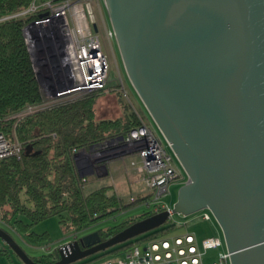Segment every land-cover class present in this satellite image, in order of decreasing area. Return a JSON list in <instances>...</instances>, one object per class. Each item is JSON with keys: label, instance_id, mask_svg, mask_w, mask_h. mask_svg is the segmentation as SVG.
<instances>
[{"label": "water", "instance_id": "water-1", "mask_svg": "<svg viewBox=\"0 0 264 264\" xmlns=\"http://www.w3.org/2000/svg\"><path fill=\"white\" fill-rule=\"evenodd\" d=\"M131 85L187 175L173 214L209 210L230 264H264V0H104ZM98 33V25H93ZM26 28L47 86L46 45ZM67 63L65 43L59 42ZM83 152H87L83 150ZM81 178L107 172L83 169ZM168 211L103 241L93 232L59 250L52 264H78L164 227ZM23 264L36 262L0 228Z\"/></svg>", "mask_w": 264, "mask_h": 264}, {"label": "trees", "instance_id": "trees-1", "mask_svg": "<svg viewBox=\"0 0 264 264\" xmlns=\"http://www.w3.org/2000/svg\"><path fill=\"white\" fill-rule=\"evenodd\" d=\"M33 1L0 0V134L22 146L20 158L0 161V228L11 236L21 232L32 239L40 238L41 235L31 232L32 228L47 218L58 217L64 230L77 235L150 200L145 196L126 203L117 195L109 194L110 187L87 193V180L80 177L74 159L80 150L125 138L131 130L141 126L140 118L145 121V116L140 111V117L124 105L123 117L97 120L96 100L105 91L44 105L46 97L25 35L26 27L36 16H18ZM42 105L43 109L17 118L29 108ZM154 214L148 210L97 232L105 241ZM6 227L12 230L7 231ZM174 229L168 222L135 241L156 239ZM132 243L93 257L126 251ZM31 257L39 263L44 258ZM93 257L78 264H88L95 260Z\"/></svg>", "mask_w": 264, "mask_h": 264}, {"label": "built area", "instance_id": "built-area-1", "mask_svg": "<svg viewBox=\"0 0 264 264\" xmlns=\"http://www.w3.org/2000/svg\"><path fill=\"white\" fill-rule=\"evenodd\" d=\"M98 1L34 0L27 10L18 14L36 16L29 25H33L34 38L40 39L46 45L42 63L44 68L49 70V74L48 88H45L44 92L53 101L106 91L110 62L102 49L99 35L93 28L95 24L93 4ZM110 36L115 37L113 31L110 32ZM61 38L65 43L67 63L59 48ZM35 69L36 73L40 71L36 66ZM119 94L129 100L128 91L122 84ZM43 107L29 108L17 115V118L32 114ZM140 119L141 126L131 130L125 138L105 142L92 147L88 152L83 150L76 152L82 154L83 169L89 170L99 159L137 156L139 164L133 161L131 165L137 168L147 188L155 196L154 200L145 203L144 206L155 214L168 211L169 222L175 228L188 227V222L194 223L197 220L209 222L216 227L218 224L209 210L191 216L182 215L186 222L172 219L175 215L172 212L173 207L164 199L170 194V187L180 177L175 157L168 152L161 139L146 122ZM21 155V144L0 134V161L8 157L20 158ZM93 167L96 168V165ZM216 231L215 235L207 237L201 243L194 234L188 232L169 238L135 241L123 256L110 258L105 264H206L205 257L208 251H218V258L211 264H230V254L223 233L219 227Z\"/></svg>", "mask_w": 264, "mask_h": 264}, {"label": "rangeland", "instance_id": "rangeland-1", "mask_svg": "<svg viewBox=\"0 0 264 264\" xmlns=\"http://www.w3.org/2000/svg\"><path fill=\"white\" fill-rule=\"evenodd\" d=\"M93 10H94V23L98 25V35L101 40L102 49L104 53L107 55L109 62H110L109 80L107 83L106 91L105 93H102L96 100V105H95L96 119L105 120V119H117V118L123 117L124 116V108H123L124 105H126L132 112H135L136 114L141 116L139 114L140 111L139 112L137 111L138 106L135 108L131 102V100H133L134 98L132 95L133 94L132 91H135V90L133 89L131 82L128 78V75L126 73L117 40L115 37L110 36V32L113 31V29H112L111 20H110L107 8L105 6L104 0H99L98 2H95L93 4ZM121 84L128 91L129 100H126L119 94V88ZM44 90L45 88L42 87V91L46 97L45 104H44L45 106L46 104L47 106H50L55 102L56 103L59 102V101H55V100L53 101V99H50L49 95H48L49 96L48 98L47 93L44 92ZM91 94H88V95H91ZM135 94L137 95L136 92ZM84 96H87V95H84ZM77 98H80V97L77 96V97H71V98H64L62 99V101H67L70 99H77ZM133 102L135 101L133 100ZM155 128L156 130H158L157 132L164 146L169 147L166 140L163 138L162 134L160 133L159 129L156 126ZM89 150H86V151L88 152ZM168 150L171 152V149H168ZM137 159L138 157L134 155H127L124 157L119 156V157L107 160L106 164L113 160H118L117 163L121 166V168L125 166L133 167L131 163L133 161L137 162ZM175 160L176 162H178L176 158H174V161ZM178 164L180 165L179 162ZM177 169L179 171L180 177L176 180L177 183L170 187V194L164 199V201L170 206H174L175 203L177 202L179 190L186 183L185 180L187 179L186 172L183 170V168H181V165H180V168L177 167ZM98 172L101 175L103 171L101 170ZM82 179L88 180V177L82 178ZM87 185H88V189L92 187L91 183H88ZM124 194L127 195L128 193H126L125 191ZM115 195L117 194L115 193ZM148 197H150V200L148 202L154 200L155 198L153 194ZM134 199L135 198H133V200ZM127 200L128 199H125V201ZM133 200H131V197H130V201H133ZM148 209L150 208L147 207L146 210L148 211ZM146 210L142 209V210H137L131 213L129 212L122 213L108 221H105L89 229L85 233H79L77 235L74 232L64 230L59 223L58 217H50L38 223L37 225H35L31 230V232H34L37 235H41L40 238L32 239L28 236V234H24L21 232L12 233V237L26 251L27 254H29L30 256L37 257V258L44 257L42 258V264H52L56 262V260H58L59 250L66 244L73 242L75 240H78L84 237L85 235L96 232L97 230L101 228H107L110 226H115L117 224H120L124 220L128 219L129 216L135 217L139 214H143ZM172 219L179 221V222L181 221L186 222L184 217L178 214H175ZM188 223H189L188 227L176 228L173 231H171V233L165 232L163 233V235H160L159 238H169L173 236H179V235H183L188 232V233L194 234L198 242L201 243L207 237L215 235L217 233L216 229L218 227L220 228L218 223H217L218 225L215 227L213 224L209 222H200L199 220L195 221L194 223L193 222L191 223L188 222ZM6 230L11 231L12 229L6 227ZM0 251H2L0 252V264H23V262L18 258V256L12 250H10L7 244L4 243L1 239H0ZM124 252L125 251L121 250L119 252H116L106 257L105 256H102L99 258L93 257L92 259H95V260L91 261L88 264H103V263L105 264L106 261L110 258H113V257L119 258L123 256ZM217 258H218V251H208L205 257V262L206 264H211V262L213 260H216Z\"/></svg>", "mask_w": 264, "mask_h": 264}, {"label": "crops", "instance_id": "crops-1", "mask_svg": "<svg viewBox=\"0 0 264 264\" xmlns=\"http://www.w3.org/2000/svg\"><path fill=\"white\" fill-rule=\"evenodd\" d=\"M133 100H131L134 107L138 108L139 111L142 112V114L145 116V122L146 124L155 132V134L160 138L158 134V130H156L153 119L149 115L148 111L146 110L145 106L143 105L142 101L138 97V95L135 94V91H132ZM136 105V106H135ZM137 110V111H138ZM157 127V126H156ZM167 150L170 149L169 147H166ZM168 152L172 154L169 150ZM173 155V154H172ZM127 156V155H126ZM118 160H113L111 162L107 163V174L102 170V174L100 175L99 172L95 173V175L88 177L87 184L91 183L92 187L88 189V185L85 186V191L87 193L92 192L94 190L100 189L102 187H110L109 194H117L118 197L122 198L124 201L125 199H128L125 201L126 203L131 202V198H139V197H145V196H151L152 191H150L145 181L143 180L142 176L138 173V170L136 167H123L117 163ZM176 162V160H175ZM139 164V159H137V162ZM177 167L180 168V165L178 162H176ZM102 165V164H101ZM101 165H96V168H99ZM182 168V167H181ZM100 169V168H99ZM182 170V169H181ZM101 171V169L99 170ZM108 179V180H107ZM187 182V179L185 180ZM177 183V182H176ZM175 183V184H176ZM174 184V185H175ZM128 193L127 195L124 194ZM146 206L142 204L141 206L133 209L131 212H135L137 210H146ZM150 210V209H148ZM147 211V210H146ZM129 212V213H131ZM104 264V263H103Z\"/></svg>", "mask_w": 264, "mask_h": 264}]
</instances>
